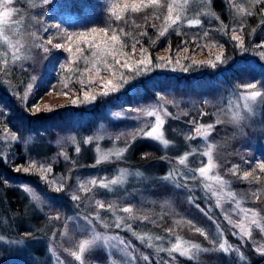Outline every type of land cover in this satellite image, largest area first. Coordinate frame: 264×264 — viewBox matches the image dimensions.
Wrapping results in <instances>:
<instances>
[{"label":"rangeland","instance_id":"1","mask_svg":"<svg viewBox=\"0 0 264 264\" xmlns=\"http://www.w3.org/2000/svg\"><path fill=\"white\" fill-rule=\"evenodd\" d=\"M50 1L52 0H8L5 7H0V13L6 8L12 9L8 18L0 19V72L7 64L21 66L33 55L39 30L43 27L42 10L39 8L41 4ZM103 1L118 16L131 11L132 4L163 5L162 31L174 29L180 32L184 29L191 38L197 37L198 42L206 39L208 28L201 27L193 32L188 27L189 21L200 20L208 11L209 0ZM256 1L228 0L232 12L238 16L248 11ZM2 4H5V0H0V5ZM125 5L129 8L125 9ZM177 16L180 19L172 24L171 21ZM114 32L116 34L115 29L109 33L94 34L85 40L81 62L88 69L99 68V73L105 71L110 75L97 81V84L92 83L91 94L100 95L102 85L109 79L114 82L122 74H126L129 70L123 71L126 69L123 67L125 60L134 69L136 62L150 59L151 66L141 73H148L154 68H187L186 64L166 53V50H156V59L153 60L146 51L143 57L140 52L123 55L120 45L116 44L115 51L120 53L117 57L121 61L119 65L110 55L93 56L94 52L98 53L103 48H113L107 42ZM217 42L216 38H209L206 50L196 52L195 62H215L217 55H222L223 60L224 52ZM256 55L264 62V41L256 49ZM157 57L170 58L171 63H168V59L161 61ZM105 60L112 66L111 73L104 64ZM177 60L179 63H176ZM248 84H255L256 87L247 88ZM241 86L242 89H233L227 94L212 98L207 108L199 107L191 96H177L171 92H166L165 96L158 95L132 111L114 110L109 106V116L115 120L126 117V124L114 126L100 120L89 132L80 135L71 130L61 136V143L72 146L74 151L77 147L80 148V137L84 142H92L95 158L88 168L79 167L80 169L69 171L66 175H51L52 170L48 172L55 186L63 185L72 196L79 197L72 199L73 203L68 202L69 211L63 210L60 214L62 226L55 244L51 245L52 256L58 264H95L86 257V252L97 246L104 248L107 253V260L101 264H144L147 261L174 264L177 256L182 255L180 251L173 250L176 245H180L181 249L187 245H198L199 249H192L189 255H183L192 258H198L206 252L221 251V243L230 246V251L239 255L242 254L241 245L247 240L257 249L264 247V212L259 205L262 203L260 194L264 195V170L259 168V165L264 164V72L256 79L252 80L251 77L250 82L243 81ZM251 92H259L261 95L255 100L245 101L241 98ZM67 99L66 95L48 93L42 103L49 106L57 102L64 103ZM147 112H154L160 117V130L170 142L169 146L165 147L157 140L140 134L142 130L150 131L156 124V116H149ZM170 116L184 117L190 122L188 127L191 128L187 130V127L182 131L184 140H179L175 127L170 125L166 129L165 124ZM202 116L206 118L202 119ZM201 125H212L207 135L197 132ZM218 125L224 126V131L218 130ZM139 137L156 142L160 154H164L162 158L143 166L125 164L124 155L130 142ZM209 146L211 161L215 167L207 176L202 177L198 169L209 162V157L205 155ZM101 153L109 154V159L97 163ZM181 158L185 159L184 164L179 162ZM102 163L106 164L100 168ZM165 165L164 172L155 176L156 171H161ZM50 168L45 166V169ZM169 173L173 175L169 177ZM245 173L250 175L245 178ZM211 177H219L225 184L220 185ZM92 180L98 183L113 180L120 182L104 188L90 184L89 181ZM156 184L164 185L167 190L156 194L151 189ZM84 188L88 190L85 191ZM31 190L39 196L36 203L43 205L45 202L39 193ZM229 192L233 195L229 196ZM100 203L104 204L103 208L99 206ZM125 208H130L131 211H123ZM253 214L259 221V226L253 223ZM238 225H243L247 234H242ZM183 228L200 229L205 233L204 239L188 235ZM85 241L91 243L81 252L80 245Z\"/></svg>","mask_w":264,"mask_h":264},{"label":"trees","instance_id":"2","mask_svg":"<svg viewBox=\"0 0 264 264\" xmlns=\"http://www.w3.org/2000/svg\"><path fill=\"white\" fill-rule=\"evenodd\" d=\"M39 9L43 27L33 55L21 66L7 64L0 72V264H58L52 256L51 245L55 244L62 226L60 214L63 210L69 211L68 202L73 203V196L65 187L56 191L59 187L50 179L45 166L51 167V175H66L79 167L88 168L95 158L92 142L86 144L80 137L77 152L61 143V136L71 130L80 135L89 132L100 120L114 126L124 125L127 118L113 119L107 112L109 106L114 110L132 111L158 95L165 96L166 92L191 96L199 107L207 108L212 98L242 89L243 81L250 82L251 77L256 79L264 72V62L256 55V49L264 41V0L254 2L241 16L232 12L228 0H209L208 11L201 16L200 23L188 27L193 32L208 28L203 42H198L195 36L191 38L184 29L162 31L163 5L141 6L120 15L119 19L103 0H52L41 4ZM93 28L97 29L96 33H91ZM101 29H107V33L115 29L120 43L125 45L121 48L123 55L132 52L133 44L135 54L143 48L153 60L156 50H166L186 64L188 70L154 68L133 77L126 68L123 71L129 70L124 74L128 83L109 95L95 94V100L86 102L84 93L91 95L93 84L110 75L101 71L97 76L93 68L81 75L87 67L76 48L84 50L88 37L105 33ZM161 32L164 34L160 35ZM81 33L88 35L80 38ZM234 35L240 36V41L234 40ZM209 38H216L224 52V59L215 68L194 63L198 51L206 50ZM57 44L62 47H56ZM48 93L66 95L68 99L47 106L42 99ZM262 114L264 117V105ZM170 125L175 127L181 141L183 129L191 124L184 117L170 116L166 129ZM224 129L218 125V130ZM155 143L140 137L132 140L124 155L125 164L143 166L161 159L164 154H160ZM25 168L29 171H23ZM165 168L166 165L156 171L155 176ZM25 189L36 190L45 203L37 204ZM151 189L156 194L167 190L161 184ZM260 195L259 205L264 212V195ZM53 196L58 199H51ZM182 230L204 239L200 231ZM241 246V255L222 250L206 252L198 258L178 255L174 264H264V252L257 251L252 242L247 240ZM86 257L90 262L101 264L107 260V253L97 246L90 248Z\"/></svg>","mask_w":264,"mask_h":264},{"label":"snow or ice","instance_id":"3","mask_svg":"<svg viewBox=\"0 0 264 264\" xmlns=\"http://www.w3.org/2000/svg\"><path fill=\"white\" fill-rule=\"evenodd\" d=\"M8 0H5V4H2L0 5V7H5L6 4H7ZM151 2V0H150ZM140 6H147V5H137V4H132L130 7H131V10L132 11H136L138 10V8ZM129 6L128 5H125V9H128ZM12 13V9H7L3 12V13H0V19H6L8 18ZM117 19H119V16H116ZM180 19L179 16L176 17L175 20H172L171 23L172 24H175L177 23V21ZM200 23V20L199 19H195V20H191L189 21V25H198ZM91 33H96L97 32V29L93 28L90 30ZM100 31H103L105 33H107V29H101ZM122 31V30H121ZM164 33L161 32L160 35H163ZM88 35V33H81L79 34V37L80 38H84ZM6 39V37H5ZM72 37H69V40H71ZM233 39L234 40H237V41H240V36L238 35H234L233 36ZM49 44H51V40L48 41ZM107 43H110L113 45V48L112 49H107V48H103L100 50V52L98 53H93V56H97V55H101V56H107V55H110L112 56V58L115 60V63L117 65L121 64V61L117 58L120 53L115 51V45L116 44H119L121 48L125 47L124 44L120 43V37L118 35L115 34V32L113 33V35L110 37L109 41ZM243 42L241 41V44ZM56 47H62V45L60 44H57L55 45ZM259 46V45H258ZM97 47H99L97 45ZM131 49H132V55H135V51H136V45L133 44L131 45ZM69 51H71V48H69ZM76 51L79 53V52H82L83 50L79 47L76 48ZM140 54L141 56L143 57L145 55V50L143 48H141L140 50ZM124 55H127V53H125ZM158 60H161V61H164L166 59H168V63H171V60L170 58H165V57H157ZM217 62H222V55H217L215 57V62L209 60V61H205V62H194L195 64H200V63H203V64H206L208 66H211L213 68L216 67V63ZM176 63H179V60L176 61ZM104 64L106 66V68L108 69V71L111 73L112 72V66L109 65L107 63V60L104 61ZM151 66V61L150 59H141L139 62H136L135 63V68L133 69V66L131 64L128 63L127 60H125L123 62V67L124 68H128L132 71V74H133V77L135 75H139L141 74L142 70L143 71H147L148 68ZM64 67V66H62ZM185 71H187L188 69L185 68L184 69ZM88 71H90L89 69H85L84 72L81 73V75H85ZM97 71V76L99 75V68L96 69ZM79 82V81H78ZM94 81L90 80L89 83H92ZM129 80H128V77L124 74L121 75V77L114 83L112 79H109L107 81V83L103 84L102 85V88H103V91L100 93V95H109L110 93L114 92V91H117L119 90L120 87H122L125 83H128ZM256 85L255 84H248L247 85V88H255ZM261 93L259 92H251L249 95H245V96H242L241 98L245 101H248V100H255L256 97L260 96ZM84 99L86 101H93L96 99V95L95 94H89L88 92L84 93ZM247 107V105H245ZM0 114H2V112H0ZM147 115L149 116H156V124L155 126H153L151 128L150 131H147V132H143V130L141 131L140 134L148 137V138H153L155 140H157L158 142L162 143L165 147L169 146V141L164 137L163 135V132L160 130L161 129V120H160V117L154 113V112H147L146 113ZM117 115H119V113H117ZM212 128V125H207L206 127L201 125L198 129H197V132L200 134V135H207L208 131ZM16 137L13 135L12 136V139H15ZM91 139V138H89ZM89 141H85V143H88ZM77 152L80 151V149L77 147L76 149ZM123 151V150H121ZM205 155H207L209 157V162L208 164L205 166V167H201L198 169V172L199 174L203 177V176H207L209 171L215 167V165L212 163L211 161V146H209V149L208 151L205 153ZM109 159V154L107 153H101V155L99 156V158L97 159V163H101L105 160ZM181 164H184L185 163V159L184 158H181L180 161H179ZM259 168L261 170H264V164H261L259 165ZM20 169H17V171H19ZM23 171L27 172L29 171L28 168H25L23 169ZM45 171H50V169H47ZM173 174L172 173H169V177H171ZM250 175V173H245L244 176L245 178H247L248 176ZM211 179L215 180L218 184L220 185H224L225 182L219 178V177H211ZM120 181L119 180H113V181H110L108 183H105L103 181H100L99 183L96 181V180H92V181H89L90 184L94 185V186H98V187H104V188H107L109 187V184H116V183H119ZM83 187V186H82ZM63 188V185H61L59 188L56 189V191H61ZM26 191H29L32 195V198L34 200H39V196L34 192L32 191L31 189H25ZM85 191H87L88 189L87 188H84ZM229 196H232L233 194L231 192L228 193ZM51 199L53 200H56L58 199L57 197L53 196V197H50ZM73 199H79L78 196H73L72 197ZM99 206L101 208L104 207V204L103 203H100ZM111 207V206H109ZM123 211L125 212H130L131 209L130 208H125L123 209ZM253 223L257 224L259 226V221L255 219V214H253ZM237 227L240 228L241 230V233L242 234H247V231L245 229V227L243 225H238ZM196 231H201L200 229H196ZM201 234H205L201 231ZM157 239H159V237H157ZM91 242L90 241H85V242H82L81 245H80V251L83 252L85 250V248L90 244ZM123 243V242H121ZM219 248L223 251H230L232 250L230 248V246H226L224 243H221L219 245ZM192 249H199V246L198 245H195V244H192V245H187L185 246L183 249H181L180 245H176L174 246L173 250H176V251H180L182 255H189L191 250ZM257 251H260V252H264V247H260L257 249ZM75 255V253H74ZM79 258V257H77Z\"/></svg>","mask_w":264,"mask_h":264}]
</instances>
